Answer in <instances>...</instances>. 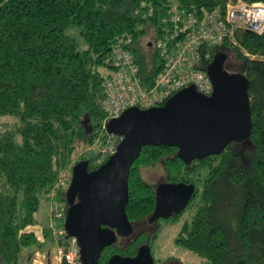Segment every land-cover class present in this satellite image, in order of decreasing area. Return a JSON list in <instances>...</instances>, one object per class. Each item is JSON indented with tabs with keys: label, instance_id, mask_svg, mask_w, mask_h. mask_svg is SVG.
Segmentation results:
<instances>
[{
	"label": "trees",
	"instance_id": "trees-1",
	"mask_svg": "<svg viewBox=\"0 0 264 264\" xmlns=\"http://www.w3.org/2000/svg\"><path fill=\"white\" fill-rule=\"evenodd\" d=\"M243 1L264 4V0ZM225 3L0 0L1 264H18L25 248L40 249L36 233L27 227L36 222L39 204L61 172L83 159L89 171L99 166L98 153L74 155L81 144L92 146L101 133L104 137L107 133L101 73L117 39L131 37L138 74L150 86L162 70L157 42L170 29L165 21L172 7L210 12L224 9ZM71 27L77 28L85 49L66 34ZM217 52L227 57L230 53L238 67L232 72L247 78L251 115L247 138L189 163L177 157L176 147L143 146L130 167L125 211L132 224L149 219L155 187L142 178L140 170L162 163L164 181L195 188L180 213L157 221L181 219L175 239L178 246L202 259L201 264H264V35L236 29L211 51V59ZM65 192L61 190L59 197L66 206ZM158 228L138 232L124 246L117 241L105 248L99 264H106L113 255L134 257L142 245L151 249ZM43 235L49 236L47 229ZM31 259L32 253L26 263Z\"/></svg>",
	"mask_w": 264,
	"mask_h": 264
},
{
	"label": "water",
	"instance_id": "water-1",
	"mask_svg": "<svg viewBox=\"0 0 264 264\" xmlns=\"http://www.w3.org/2000/svg\"><path fill=\"white\" fill-rule=\"evenodd\" d=\"M226 59V54L217 52L206 65L213 86L209 95L189 85L161 106L126 108L106 122L107 132L121 137L116 151L94 170H88L84 159L72 166L65 192L64 228L68 237L76 239L80 264H99L105 248L131 235L133 224L125 211L128 177L143 146L176 147L177 157L189 163L217 155L231 142L247 138L251 127L248 81L245 75L228 71ZM194 189L184 182L159 183L149 222L180 213ZM63 246L66 253L69 241ZM106 264H154V258L150 247L142 245L134 257L113 255Z\"/></svg>",
	"mask_w": 264,
	"mask_h": 264
},
{
	"label": "built area",
	"instance_id": "built-area-1",
	"mask_svg": "<svg viewBox=\"0 0 264 264\" xmlns=\"http://www.w3.org/2000/svg\"><path fill=\"white\" fill-rule=\"evenodd\" d=\"M165 23L170 29L165 39L157 42L163 58L162 70L150 86L143 83L138 74V64L130 50L131 37L119 38L112 45L105 70L101 73L106 122L128 107L147 109L161 106L175 92L189 85H193L197 92L209 95L213 86L205 68L211 61V51L230 39L236 29L264 35V4L226 0L224 9L217 7L210 12H185L172 7ZM120 140V136L107 132L104 144L97 152L96 164H102L112 155ZM71 177L72 166L61 172L56 185L46 195L50 204L49 214L54 219L47 230L57 246L54 258L60 264L62 261L80 264L76 239L68 237L64 228L65 203L59 197V192L68 188ZM65 240L69 241L66 253ZM49 255L35 252L32 264H44Z\"/></svg>",
	"mask_w": 264,
	"mask_h": 264
},
{
	"label": "rangeland",
	"instance_id": "rangeland-1",
	"mask_svg": "<svg viewBox=\"0 0 264 264\" xmlns=\"http://www.w3.org/2000/svg\"><path fill=\"white\" fill-rule=\"evenodd\" d=\"M66 34L76 39L77 44L81 50L86 48L83 39L78 34L77 28H69L66 31ZM225 68H227V70L231 72L238 68L230 53H228V57L225 62ZM6 120H9V118H6ZM103 140L104 133H101L95 140V143L90 146L89 149H87L88 147L84 146V144H81L77 149L74 157L79 156V154L88 157L90 155V152H99L104 144ZM76 160L77 159H75V161ZM140 173L142 178L154 187H156L159 183L164 182L165 169L162 163L154 166L143 167L141 168ZM49 207V201H47L46 199L41 200L39 207L35 213L36 222L33 225H29L27 227V230H32L36 233L38 239L37 241L41 245L40 249L37 248V246L23 249L19 257L18 264H27L26 257L28 256V254L32 253L33 259L35 252H39L43 255L47 253L50 254V256H47L46 260L43 261L44 264H60L54 258L57 255V246L51 240V237H45L43 235L44 229H47L51 221L54 220L49 214ZM185 216H187V212L183 214L182 219H184ZM55 221L56 223H60V221L58 220ZM181 222V219L176 223H165L163 221H159L157 224L153 225V223L148 222V220H142L133 224L131 235L127 237H119V240L117 239V241L120 246H124L137 234V232H149L160 226V228H158L157 230V237L155 241L151 243V252L153 254V258L156 260L155 264H163V262L165 264H201L202 259L194 256V254L187 251L183 247L178 246L175 242ZM32 259L30 260V264H32Z\"/></svg>",
	"mask_w": 264,
	"mask_h": 264
},
{
	"label": "flooded vegetation",
	"instance_id": "flooded-vegetation-1",
	"mask_svg": "<svg viewBox=\"0 0 264 264\" xmlns=\"http://www.w3.org/2000/svg\"><path fill=\"white\" fill-rule=\"evenodd\" d=\"M159 219H161V218H159ZM159 219H157V220H155V221H152L151 223H153V225H154V224H157V221H158ZM148 222H149V221H148ZM139 232H140V231H139ZM149 232H150V231H149ZM137 233H138V232H137ZM132 239H133V238H132ZM132 239H131V240H132ZM49 256H50V255H49Z\"/></svg>",
	"mask_w": 264,
	"mask_h": 264
}]
</instances>
